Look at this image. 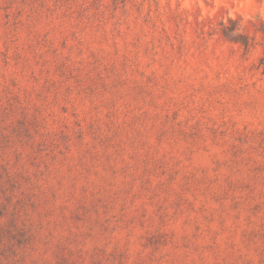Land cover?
<instances>
[{
	"label": "rangeland",
	"instance_id": "rangeland-1",
	"mask_svg": "<svg viewBox=\"0 0 264 264\" xmlns=\"http://www.w3.org/2000/svg\"><path fill=\"white\" fill-rule=\"evenodd\" d=\"M0 264H264V0H0Z\"/></svg>",
	"mask_w": 264,
	"mask_h": 264
}]
</instances>
